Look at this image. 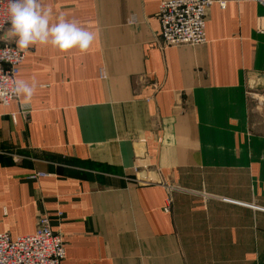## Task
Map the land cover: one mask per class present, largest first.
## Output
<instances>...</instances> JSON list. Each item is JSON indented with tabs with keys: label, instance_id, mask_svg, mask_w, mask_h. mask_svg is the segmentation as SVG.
I'll use <instances>...</instances> for the list:
<instances>
[{
	"label": "crops",
	"instance_id": "obj_1",
	"mask_svg": "<svg viewBox=\"0 0 264 264\" xmlns=\"http://www.w3.org/2000/svg\"><path fill=\"white\" fill-rule=\"evenodd\" d=\"M161 1L40 0L94 40L28 48L32 100L0 107V234L46 217L61 264H264V7L215 0L204 45L162 50Z\"/></svg>",
	"mask_w": 264,
	"mask_h": 264
},
{
	"label": "built area",
	"instance_id": "obj_2",
	"mask_svg": "<svg viewBox=\"0 0 264 264\" xmlns=\"http://www.w3.org/2000/svg\"><path fill=\"white\" fill-rule=\"evenodd\" d=\"M264 7V0H251ZM218 4L220 9L225 3L215 0H164L158 7L157 20L160 27L159 46L167 48L194 47L204 45L206 11ZM7 0H0V35L8 31L10 24ZM135 18L131 17V23ZM30 54L29 49L14 47L10 40L0 41V107L7 108L17 97L13 94L20 67ZM104 71H99V79L105 80ZM13 119V117H12ZM43 174L30 177L34 180ZM254 210L261 211L257 207ZM264 211V210H263ZM61 217V214L58 215ZM65 259V245L60 235L55 234L49 220L41 217L37 229L31 235L11 239L0 234V264H61Z\"/></svg>",
	"mask_w": 264,
	"mask_h": 264
},
{
	"label": "clouds",
	"instance_id": "obj_3",
	"mask_svg": "<svg viewBox=\"0 0 264 264\" xmlns=\"http://www.w3.org/2000/svg\"><path fill=\"white\" fill-rule=\"evenodd\" d=\"M10 24L7 33L0 35V41L11 39L19 49L33 45L51 44L62 52L78 48L81 52L89 49L94 40L92 32L80 27L75 21H67L63 16L51 23V10L45 9L40 0H7ZM35 83L17 80L13 94L22 97L27 105L35 93Z\"/></svg>",
	"mask_w": 264,
	"mask_h": 264
},
{
	"label": "water",
	"instance_id": "obj_4",
	"mask_svg": "<svg viewBox=\"0 0 264 264\" xmlns=\"http://www.w3.org/2000/svg\"><path fill=\"white\" fill-rule=\"evenodd\" d=\"M256 82H259V83H264V76H259L257 79H256ZM255 83L254 82H250L249 84H248V86L249 87H252L253 85H254ZM251 89V88H250Z\"/></svg>",
	"mask_w": 264,
	"mask_h": 264
}]
</instances>
